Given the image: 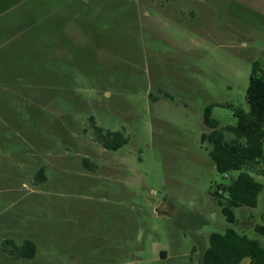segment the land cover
Returning <instances> with one entry per match:
<instances>
[{
    "label": "rangeland",
    "instance_id": "1",
    "mask_svg": "<svg viewBox=\"0 0 264 264\" xmlns=\"http://www.w3.org/2000/svg\"><path fill=\"white\" fill-rule=\"evenodd\" d=\"M255 61L264 0H0V264H203L228 227L264 247V189L229 223L240 171L201 140L207 106L235 137Z\"/></svg>",
    "mask_w": 264,
    "mask_h": 264
},
{
    "label": "trees",
    "instance_id": "2",
    "mask_svg": "<svg viewBox=\"0 0 264 264\" xmlns=\"http://www.w3.org/2000/svg\"><path fill=\"white\" fill-rule=\"evenodd\" d=\"M247 98L249 111L242 107L235 108L236 124L225 128L235 134L233 139L225 140L223 131L218 128L219 121L212 116V106H207L204 114V122L211 130L201 133L202 142L207 141L211 144L209 155L217 171L221 173L240 171L231 184L216 193L219 196L218 203L229 223L236 221L233 207L257 206L258 196L264 189L263 183L244 171V169L253 171V168H257L256 172L264 175V62L262 61H255L252 64ZM95 131L98 141L106 149L117 150L129 141L122 131L105 130L97 125ZM37 175L39 179L46 178L44 167L40 168ZM222 192L228 195L225 202L220 197ZM256 230L264 234V224L258 225ZM14 245L13 252L17 257L33 258L36 254L37 246L32 240L26 239L21 245ZM245 258L249 259V264H264V247L260 245L258 239L228 227L224 232L210 234V243L204 252L202 263L240 264Z\"/></svg>",
    "mask_w": 264,
    "mask_h": 264
},
{
    "label": "crops",
    "instance_id": "3",
    "mask_svg": "<svg viewBox=\"0 0 264 264\" xmlns=\"http://www.w3.org/2000/svg\"><path fill=\"white\" fill-rule=\"evenodd\" d=\"M248 264H249V262H248Z\"/></svg>",
    "mask_w": 264,
    "mask_h": 264
}]
</instances>
